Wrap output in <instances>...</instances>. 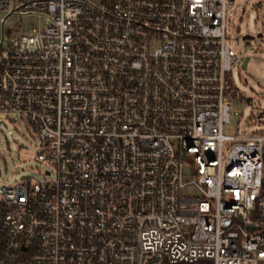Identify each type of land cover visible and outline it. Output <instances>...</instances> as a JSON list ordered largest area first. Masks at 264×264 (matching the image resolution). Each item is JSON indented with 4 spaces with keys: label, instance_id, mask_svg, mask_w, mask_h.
I'll use <instances>...</instances> for the list:
<instances>
[{
    "label": "built area",
    "instance_id": "1",
    "mask_svg": "<svg viewBox=\"0 0 264 264\" xmlns=\"http://www.w3.org/2000/svg\"><path fill=\"white\" fill-rule=\"evenodd\" d=\"M233 3L0 0V114L54 170L0 188V264H264V135L224 134Z\"/></svg>",
    "mask_w": 264,
    "mask_h": 264
},
{
    "label": "rangeland",
    "instance_id": "2",
    "mask_svg": "<svg viewBox=\"0 0 264 264\" xmlns=\"http://www.w3.org/2000/svg\"><path fill=\"white\" fill-rule=\"evenodd\" d=\"M7 26L28 30L43 27L44 23L33 19L21 22L15 17ZM227 29V42L237 52L240 63L233 67L231 75L239 98L233 101V114L224 134L264 135V0H234L227 14ZM246 36L253 40H245ZM35 155L34 132L29 122L17 114H0V188L25 180L51 179L46 173H53V167L39 162ZM183 194L193 196L196 192L187 187Z\"/></svg>",
    "mask_w": 264,
    "mask_h": 264
},
{
    "label": "water",
    "instance_id": "3",
    "mask_svg": "<svg viewBox=\"0 0 264 264\" xmlns=\"http://www.w3.org/2000/svg\"><path fill=\"white\" fill-rule=\"evenodd\" d=\"M231 1L234 2V0H231ZM244 39L245 40H253V38L250 37V36H246ZM247 102L250 103L251 102V99L250 98L247 99ZM262 116H263V114H260L259 118H261Z\"/></svg>",
    "mask_w": 264,
    "mask_h": 264
},
{
    "label": "trees",
    "instance_id": "4",
    "mask_svg": "<svg viewBox=\"0 0 264 264\" xmlns=\"http://www.w3.org/2000/svg\"><path fill=\"white\" fill-rule=\"evenodd\" d=\"M210 261H201V262H199V263H197V264H211V263H209ZM196 264V263H195Z\"/></svg>",
    "mask_w": 264,
    "mask_h": 264
}]
</instances>
